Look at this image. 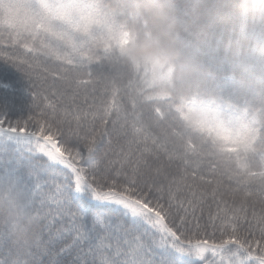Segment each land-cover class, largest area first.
Listing matches in <instances>:
<instances>
[{
  "label": "snow or ice",
  "instance_id": "obj_1",
  "mask_svg": "<svg viewBox=\"0 0 264 264\" xmlns=\"http://www.w3.org/2000/svg\"><path fill=\"white\" fill-rule=\"evenodd\" d=\"M170 7L185 17L189 45L245 87L226 57L228 33L249 27L248 3L172 0ZM141 23L136 0H0V198L19 209L0 217V264H264V166L249 164L256 155L264 165V108L226 113L212 93L183 99L178 110L201 136L186 152L206 166L200 178L215 188L181 196L123 162L130 151L150 152L152 141L114 101L93 114L102 111L113 132L94 128L89 136L69 134L70 109L41 106L48 89L55 95V79L75 100L80 90L67 66L90 77L113 47L128 53ZM149 64L160 80L172 77L159 57Z\"/></svg>",
  "mask_w": 264,
  "mask_h": 264
},
{
  "label": "trees",
  "instance_id": "obj_2",
  "mask_svg": "<svg viewBox=\"0 0 264 264\" xmlns=\"http://www.w3.org/2000/svg\"><path fill=\"white\" fill-rule=\"evenodd\" d=\"M177 2L189 6L195 0ZM13 3L21 4L19 0H13ZM248 7L254 11L264 10V0H249ZM247 23L249 24V21ZM238 32L239 29L230 31L227 39L234 42ZM188 39L189 35L185 40L186 52L189 56L199 57L206 65L208 68L206 81L178 76L174 69L170 80L151 86L146 84L142 64L131 61L120 48L113 47L105 60L93 65L90 77L85 69L67 66L72 75L73 88L80 90V95L75 100L63 95L65 82L62 79H55V95L52 94V89H48L45 92L47 100L41 98L40 104L44 106L54 102L60 110L70 109L68 115L64 117L69 134L89 136L94 128L107 127L109 133L113 132L111 124L102 123L104 120L102 111L99 118L93 119V114L101 102L114 101L120 116L127 113L130 119L139 118L138 122L143 125L152 141L148 145L150 152L146 153L141 148L126 153L123 161L125 164L129 167L139 165L141 179L151 177L166 186L171 185L176 195L182 196L189 191L193 194L211 193L215 185L200 178L206 174V166L197 167L196 158L186 152L190 145L195 144L197 147L200 145L201 136L187 119V113L178 109H181L184 98L206 99L210 93L225 101L223 110L226 113L242 111L249 106L256 109L264 108V75H258L255 83L242 88L232 79L233 72L217 68L215 64L204 60L202 54L189 45ZM249 52L253 56H259L255 47H251ZM49 66L53 70H58V66L52 61H49ZM210 69L214 71V75H209ZM59 75L65 74L60 72ZM77 81L90 82L77 84ZM117 111L112 113L111 120L120 118ZM117 143L128 147V140L125 137H120ZM186 161H192L187 168ZM249 164L254 169L264 166L256 155L250 156ZM231 167L235 168L234 160ZM185 171L188 173L186 178ZM217 191L224 193L226 190L221 187ZM164 194L167 195L166 189ZM0 201L9 204L3 198H0ZM13 216L15 215L0 213V217Z\"/></svg>",
  "mask_w": 264,
  "mask_h": 264
},
{
  "label": "clouds",
  "instance_id": "obj_3",
  "mask_svg": "<svg viewBox=\"0 0 264 264\" xmlns=\"http://www.w3.org/2000/svg\"><path fill=\"white\" fill-rule=\"evenodd\" d=\"M141 5V12L146 25L136 26V36L129 44L128 58L139 64L159 57L163 70L174 68L178 76L192 80L206 81L208 68L199 57L189 56L185 40L189 35L185 17L170 7L172 0H136ZM249 3V0H242ZM249 27L237 34L228 48L227 60L236 70L245 85L255 83L258 75H264V16L260 11L248 9ZM203 38V34L196 30ZM255 47L259 56L250 54ZM150 65V64H149ZM18 198L26 200L22 189ZM19 209L0 201V213L16 215Z\"/></svg>",
  "mask_w": 264,
  "mask_h": 264
},
{
  "label": "rangeland",
  "instance_id": "obj_4",
  "mask_svg": "<svg viewBox=\"0 0 264 264\" xmlns=\"http://www.w3.org/2000/svg\"><path fill=\"white\" fill-rule=\"evenodd\" d=\"M19 2L22 3L23 0H19ZM142 68L145 70V77L147 80L146 84L148 83L149 85H155L157 83L166 81V80H160L157 76L154 75L151 65L142 64Z\"/></svg>",
  "mask_w": 264,
  "mask_h": 264
}]
</instances>
